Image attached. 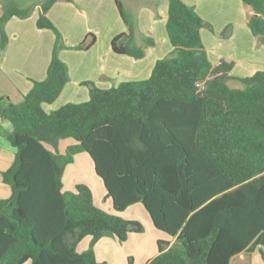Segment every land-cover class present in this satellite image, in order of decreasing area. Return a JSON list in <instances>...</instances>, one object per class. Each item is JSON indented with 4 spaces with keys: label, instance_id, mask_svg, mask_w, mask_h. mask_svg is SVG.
<instances>
[{
    "label": "trees",
    "instance_id": "trees-1",
    "mask_svg": "<svg viewBox=\"0 0 264 264\" xmlns=\"http://www.w3.org/2000/svg\"><path fill=\"white\" fill-rule=\"evenodd\" d=\"M57 1L34 3L36 26L55 37L45 78L33 80L18 103L0 96V123L11 125L4 137L15 149L1 172L11 195L0 199V264H104L93 253L100 238L125 241L129 232L143 231L138 221L98 208L87 185L63 189L65 166L79 152L91 157L115 211L141 203L152 224L175 237L167 248L158 240L147 264H230L254 251L264 262V70L230 87L233 62L210 63L203 19L183 0H167L172 52L155 61L147 78L110 88L87 81L86 101L45 111L43 104L54 102L69 80L58 57L66 44L48 17ZM240 1L250 12L249 30L264 45V0ZM114 3L127 31L111 39V49L139 59L154 40L135 45L134 23L121 0ZM30 11L2 0L0 55L6 22ZM88 35L77 49L95 43ZM65 138L75 143L59 152ZM86 236L89 247L76 251Z\"/></svg>",
    "mask_w": 264,
    "mask_h": 264
},
{
    "label": "crops",
    "instance_id": "crops-1",
    "mask_svg": "<svg viewBox=\"0 0 264 264\" xmlns=\"http://www.w3.org/2000/svg\"><path fill=\"white\" fill-rule=\"evenodd\" d=\"M150 1L147 4L151 5L152 9H146L145 14H141L139 10L136 14L137 24L142 25V28L138 27L137 30H134L133 42L137 46H144L145 38L150 37L154 40V45L148 47L144 56L139 59L125 54H117L111 49V39L115 35L127 31V27L120 17H115L116 8L113 0H58L50 8L48 17L61 30L63 36L67 30L69 35L72 34V37L71 41L66 43L68 47L58 51V57L67 65L69 80L54 102L43 104L45 111L55 110L70 102L86 101L89 87L84 82L87 81L99 88H110L123 81L145 79L150 75L157 59L171 55L172 46L165 30L168 1ZM183 1L193 6L204 21V27L200 29V37L210 63L215 65L222 59L233 62L229 73L232 77L227 80L230 87H241L238 77L250 76L258 70H264V45L249 30L247 18L250 12L240 0ZM1 3L2 0H0V7ZM32 7L33 10L28 17L13 16L5 24L8 43L0 55V96L8 98L13 103L20 102L23 95L31 90L33 80L45 78L52 57L54 33L50 29L36 26L38 8L36 5ZM77 17H84L91 21L99 20L104 23L103 46H98L99 39L96 38L94 45L87 50L73 47L88 34L86 31L92 28L86 26L75 32ZM222 32H225L224 36L220 35ZM138 33L140 35L137 38ZM10 129V124L0 123V199L8 198L11 195L10 186L2 181L1 176V172L8 168L14 158L15 149L4 137V133ZM106 201L108 206L103 210L110 213L114 209L111 200ZM137 204L130 205L120 212L125 213V211L136 207ZM146 221H148V225L151 224L150 229L154 233V242L164 240V242H168L166 248L174 242L175 237L157 229L152 224L150 217L149 220L146 218ZM156 231L165 233V236ZM142 232H134V234H130L132 233L130 232L127 238L128 240L129 235H132L135 240H138L137 247L141 250L145 245L144 239L141 237L142 234H139ZM118 241L116 237L111 236L100 238L93 245L95 259L104 264L115 262L113 259L115 248L119 245ZM156 243H154V249L150 246V251L144 253L142 264H147L157 254ZM230 264H264V262L260 254L254 251L251 253L242 252L234 256L230 260Z\"/></svg>",
    "mask_w": 264,
    "mask_h": 264
},
{
    "label": "rangeland",
    "instance_id": "rangeland-1",
    "mask_svg": "<svg viewBox=\"0 0 264 264\" xmlns=\"http://www.w3.org/2000/svg\"><path fill=\"white\" fill-rule=\"evenodd\" d=\"M13 1L17 2L19 5L31 7V11H32L33 10L32 6H34V3L39 2L40 0H13ZM69 1H72V0H69ZM121 2H123L124 6H125L124 10H125L127 16L130 17L129 19H131L134 23V29L137 30L138 27L141 29L142 25L137 24L136 14L139 10H140L141 14H143V13L145 14L146 9L147 10L152 9L151 5L147 4L151 1L150 0H121ZM114 6L116 8L115 4H114ZM115 14H116L115 17H117V18L120 17L121 21L124 22L120 16V14H119L117 8H116ZM142 17L144 18V16H142ZM93 23H96V24H93ZM86 26L92 27L91 29H88L86 32H88V34H90V33L94 34L95 37L99 39L98 46L99 47L103 46L104 45L103 42L105 40V25H104V23H101L99 20L91 21V20H87L84 17H81V18L77 17L76 18V27H74V31L76 32L77 30H80V29L82 30ZM58 30L60 31L65 44L68 43L69 41H71V37H72L71 35L72 34L69 35L68 31L66 30L65 36H63V33L61 32V30L59 28H58ZM88 34H86L84 36V38L87 36H88L87 38H89L90 35H88ZM139 35H140V33H138V35H136L137 38ZM220 35L224 36L225 32H222V34H220ZM65 38H66L67 42L65 41ZM67 47H68V44H66V48ZM73 47H75V46H73ZM230 85H232V84H230ZM73 143H75V140L72 138L60 140V144L58 146L59 152H64L65 147L67 145H70ZM77 183H83L91 189L92 194H93V198H94V204L98 208L103 210V208L108 206V203L106 200H110V199L108 197H106V192H105L103 183H102L101 179L96 175V173L94 171L93 161H92L91 157L86 152H79V153L75 154L73 161L65 166V169L63 172L62 185H63L64 190H70V191L74 190L75 184H77ZM135 206L136 207H133V209H129L128 211H125V213L120 212V211H115V210H112L110 213L118 215L119 217L126 219V220L132 219V220H135V221H138L139 223H141V225L143 226V232L139 233V234H142L141 237L144 239L145 245L143 247V250H141V248L139 249L137 247L138 246V244H137L138 240H135L132 235H129L130 237L128 240L126 239L127 241L126 240L125 241H118L119 245L117 248H115V256L113 259V260H115V262H113L112 264H142L143 259L145 257L144 253L146 251L148 252V250L150 251V246L154 249V243H156V242H154V233H152V231L150 229L151 224L148 225V221H146V218H147V220H149V217H148V215H147L146 211L144 210L141 203H138ZM137 208H141V209L138 210ZM156 232L165 236L164 235L165 233H162L161 231H156ZM130 234H134V232H132ZM84 238L85 239H82L76 245V246H78L76 251L82 252V251H85L89 247V241L91 240V238L89 236L84 237ZM127 238H128V236H127ZM162 241H164V240H162ZM156 246H157V243H156ZM155 251H156V247H155ZM130 252H131V254H128ZM126 254H128V255L125 256ZM122 255H123V257H122ZM24 264H30V262L27 261Z\"/></svg>",
    "mask_w": 264,
    "mask_h": 264
}]
</instances>
